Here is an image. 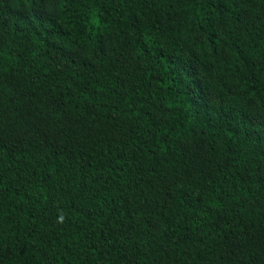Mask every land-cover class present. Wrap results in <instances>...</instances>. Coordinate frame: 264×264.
Instances as JSON below:
<instances>
[{
	"label": "trees",
	"instance_id": "obj_1",
	"mask_svg": "<svg viewBox=\"0 0 264 264\" xmlns=\"http://www.w3.org/2000/svg\"><path fill=\"white\" fill-rule=\"evenodd\" d=\"M0 264H264V0H0Z\"/></svg>",
	"mask_w": 264,
	"mask_h": 264
}]
</instances>
